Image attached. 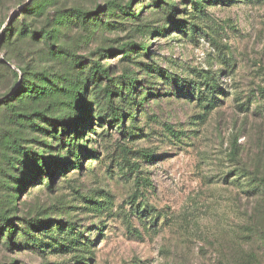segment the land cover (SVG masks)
I'll return each mask as SVG.
<instances>
[{"label": "rangeland", "instance_id": "rangeland-1", "mask_svg": "<svg viewBox=\"0 0 264 264\" xmlns=\"http://www.w3.org/2000/svg\"><path fill=\"white\" fill-rule=\"evenodd\" d=\"M163 1L0 0V212L19 245L1 232L0 264H264V0ZM74 8L93 13L87 25L59 26ZM22 23L55 40L33 39ZM130 44L147 50L125 56ZM74 56L80 68L108 70L113 83L127 74L146 103L114 99L127 115L113 125L92 85L90 113L71 119L46 101L42 130L17 124L3 106L24 77L13 71L56 81L79 74ZM65 115L67 127L88 117L74 132L57 126ZM77 133L82 169L63 144ZM9 134L47 166L29 171L21 157L9 159ZM41 222L53 238L25 245L23 231L39 239Z\"/></svg>", "mask_w": 264, "mask_h": 264}, {"label": "trees", "instance_id": "trees-1", "mask_svg": "<svg viewBox=\"0 0 264 264\" xmlns=\"http://www.w3.org/2000/svg\"><path fill=\"white\" fill-rule=\"evenodd\" d=\"M157 4H162L163 0H154ZM127 7H130L132 2L129 3ZM114 8L113 5H111L110 9L112 10ZM172 8V7H171ZM42 10V5L35 1L31 7V12H37V15H40V11ZM66 11V10H65ZM63 13V17L59 20L58 25L59 26H65L68 24H71L73 26L79 25V26H86L89 18L93 13L86 12L85 10H82L80 8H74L70 11H67L66 13ZM171 18L174 19V10L171 11ZM25 28H27V32L30 33L31 37L35 40H40L44 43H49L53 40H55V37L53 33L49 32L48 29L46 30H35L33 27H29L26 24H23ZM5 39L10 40L13 36V29H6L4 30ZM19 32V33H18ZM18 36L24 35V29H19L17 31ZM138 44H130L123 47L129 48L125 51V56L130 54V51L133 49H141L143 51H146L147 48L144 45H141V47H138ZM68 55V53L66 54ZM75 63H73L75 70H81L79 74H75V71H71L66 76H59L54 80L47 81L49 79L48 76L44 74L35 75L33 80L30 79L25 69H22L21 67H17L18 71H13V74L16 76V78L19 77V73H21L24 77L21 80L20 86L12 93V98L7 96V100L4 102L3 106H7L11 109V117L19 124L20 126L26 124L30 127L31 130L37 131L42 130L36 123L38 120H43L45 122L48 121V117L45 114L46 108H41L42 104H45L46 101H49V104L52 106H65L66 113L71 114V119H73L74 115L76 114H84L86 111L91 112V107L88 102L85 101L87 88L93 85V88L90 90L89 94L91 93L93 95V99L98 100L102 99L103 101L108 100L105 107L99 106L100 110L105 111L108 115V119H112L110 121L111 124H116L118 121H123L127 114L120 115V112L122 110L120 108H117L115 106V103L113 102L114 99L118 100L121 103H127L129 107H136V106H143L146 103V98H140L137 101V95L135 91V80L128 77V75H124L120 80V83L117 84V82L113 83L109 72L106 69H103L99 65L91 66L89 69L80 68L79 66L82 64L81 61H77L78 59L74 56ZM73 68V70H74ZM99 80H106L109 81V84L99 89L98 82ZM49 83V84H48ZM61 84V85H60ZM63 98L66 99L63 100ZM65 101L66 103L62 102ZM17 102L19 104H22L26 106V109L19 110L17 106L11 105L13 102ZM25 102H30L32 104H26ZM100 104V103H99ZM131 114V113H129ZM132 115V114H131ZM66 117H58L57 119V126L63 122L65 124L61 125L63 127L66 126V122L63 118ZM88 115L85 117H82L81 121L83 123H79L78 121L70 122L67 128H71L74 130V132H78V127L82 126L84 124V119H87ZM69 119V120H71ZM82 124V125H81ZM72 125V126H71ZM55 130H57V127H55ZM73 132V134H74ZM72 134V135H73ZM81 133H77L75 139H67L63 144H65V152L69 155L68 157H72L74 161V166L79 167V169H82L81 165V151H84L85 148L80 146V139H83V135H80ZM9 139L7 141H11L10 145L8 146L9 150L12 152V157L10 156L9 159L14 160V156L17 155L21 157V159H15L16 162H20L22 165H24L26 170L33 171V170H40L42 171V166H47V161L44 157L39 156L38 154H29L26 152L21 144H19V141H23V139H19L16 137V135L9 134ZM80 138V139H79ZM80 148V149H79ZM81 150V151H80ZM65 164H68L65 163ZM41 167V168H40ZM47 169L50 170V165L47 167ZM54 173L56 172H50L47 173V178H49V181L52 180L54 177ZM23 182V181H22ZM262 186L264 187V178L261 180ZM50 188H52V185L50 183L48 184ZM12 219L8 217L6 213L0 212V234L1 232L5 231L8 240L7 244H9L11 247L19 246L16 244V240H14V234H11L8 230V223H11ZM41 225V228H43L42 233L39 235L40 238L33 237L29 231L25 230L24 235L26 236L25 239V245L32 246L34 248H43L44 244L46 243V240L52 239L50 230L45 228L49 225L48 222H41L39 223ZM53 230V229H52ZM56 230V229H55ZM53 231V233L55 232ZM61 231V229H58ZM50 234V235H49ZM46 239V240H45ZM67 239H64V244L60 243L62 247H67ZM69 246L72 247V250H76L77 248L81 247L82 244L77 241L75 238L72 239V241L69 243Z\"/></svg>", "mask_w": 264, "mask_h": 264}]
</instances>
